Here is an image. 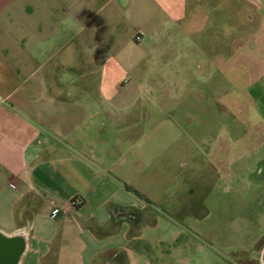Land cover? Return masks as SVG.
<instances>
[{
    "label": "crops",
    "instance_id": "crops-1",
    "mask_svg": "<svg viewBox=\"0 0 264 264\" xmlns=\"http://www.w3.org/2000/svg\"><path fill=\"white\" fill-rule=\"evenodd\" d=\"M205 27H218V67L264 121V0H0V264H238L215 246L142 244L144 198L160 173L173 183L180 159L210 155L201 136L107 133L110 108L140 107L144 92L158 102L133 78L157 76ZM258 146L211 159L251 226L264 221ZM242 251L239 264H264V243Z\"/></svg>",
    "mask_w": 264,
    "mask_h": 264
},
{
    "label": "rangeland",
    "instance_id": "rangeland-1",
    "mask_svg": "<svg viewBox=\"0 0 264 264\" xmlns=\"http://www.w3.org/2000/svg\"><path fill=\"white\" fill-rule=\"evenodd\" d=\"M185 37L172 50L168 68L160 61L162 67L157 76L133 78L146 88L156 87L158 92L154 90L153 94L158 102H151L150 94L144 92L140 107L130 108L126 113L110 108L112 121L107 133L112 139L113 136H201L200 145L210 155L191 158L189 164L188 158L180 159L186 163L176 167L173 183L160 173L152 201L144 198L140 209L144 213L142 244H151V239L160 241L164 247L215 246L218 262L232 260L239 264L242 250L251 257L258 255L264 243V221L251 226L238 216L237 209L244 203L237 205L240 199L235 184L232 179H220L211 159L223 165L224 160L257 149L264 143V121L255 109H247L238 96V88L218 67V27L216 30L205 27ZM127 77L122 79L129 80ZM114 117L117 121H113ZM203 136L207 139L205 144ZM206 213L203 221L196 219ZM250 227L256 236H245ZM212 233L216 234L212 236ZM162 255L158 253L156 257Z\"/></svg>",
    "mask_w": 264,
    "mask_h": 264
},
{
    "label": "built area",
    "instance_id": "built-area-1",
    "mask_svg": "<svg viewBox=\"0 0 264 264\" xmlns=\"http://www.w3.org/2000/svg\"><path fill=\"white\" fill-rule=\"evenodd\" d=\"M140 38V36H138V39ZM58 212V209H54L53 213H57Z\"/></svg>",
    "mask_w": 264,
    "mask_h": 264
}]
</instances>
